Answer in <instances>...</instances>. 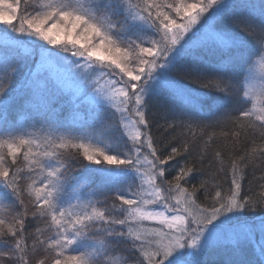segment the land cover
<instances>
[{
    "label": "trees",
    "instance_id": "1",
    "mask_svg": "<svg viewBox=\"0 0 264 264\" xmlns=\"http://www.w3.org/2000/svg\"><path fill=\"white\" fill-rule=\"evenodd\" d=\"M8 1L17 3L27 22L31 19L28 14L46 19L65 15L77 21L80 31L92 27L99 39L109 42L108 50L147 47L148 41L159 44L158 33L166 26L164 17L160 12L156 14L147 0ZM167 1L160 7L173 9L174 4ZM216 4L221 6L220 11L208 27L229 41L194 43L187 38L172 49V58L161 65L178 86L191 94L183 95L160 83L157 91L148 92L142 99L144 130L160 170L154 182L163 189L182 188L202 208L217 207L235 191L244 217L259 218L264 215V124L248 113L240 86L246 69L263 51L264 0H215L212 6ZM205 25L198 22L197 32ZM16 29L0 26V34L8 38L0 40V136H7L9 129L19 131L26 117L31 116L33 125L24 128L31 127L42 137L49 136L48 127L62 131L61 135L72 134L71 140L97 135L96 146L106 148L113 158L125 156L122 148H128L127 154L133 155L134 145L124 143L120 123L107 113L108 109L99 110L94 119L97 114L91 116V110L77 106L82 114L66 119L64 116L72 110L67 91L54 82L45 67L38 68L43 50L47 54L57 52L62 61L71 65L81 64L82 59H73L70 49L60 51L67 45L31 42ZM89 63L97 67L95 62ZM28 79L31 83L26 85ZM0 140L5 141L4 137ZM71 140L57 139L53 141L56 146L52 145L62 194L90 192L105 218L92 224L89 235L98 233L110 254H120L121 264H141L143 258L128 218L132 210L126 200L130 190L136 188V176H110L107 172L114 163L108 165L103 160L98 165L103 171L104 167L109 170L97 173L92 161ZM65 142L68 144L62 145ZM0 157V169H8L4 177L0 174V264H36V260L49 264L56 253L51 241L54 220L29 189L27 156L23 150L11 156L0 143ZM196 264L262 262L252 244L245 242L241 246L210 244Z\"/></svg>",
    "mask_w": 264,
    "mask_h": 264
},
{
    "label": "rangeland",
    "instance_id": "2",
    "mask_svg": "<svg viewBox=\"0 0 264 264\" xmlns=\"http://www.w3.org/2000/svg\"><path fill=\"white\" fill-rule=\"evenodd\" d=\"M163 1L147 0L148 6L164 17L166 26L162 27L161 33L158 31L159 44L148 41L145 43L147 47L108 50L109 42L99 39L92 27L80 31L77 21H70L65 15L59 19L56 15L46 19L28 14L31 19L27 22L16 2L0 0V26L18 28L16 31L31 42L67 45L60 51L70 49L73 59H82L81 64L71 65L62 61L57 52L47 54L43 50L45 54L38 65L39 69L45 67L54 82L67 91L69 108L73 111L70 110L64 117L68 119L81 115L77 106L84 107L87 112L91 110V116L97 114L94 119L98 118L99 110L108 109L107 113L120 123L124 143L130 141L135 147L133 155L127 154L130 152L128 148H122L125 156L116 159L108 155L106 148L96 146L97 135L71 140L72 134L66 132L61 135L62 131L48 127L49 136L42 137L35 134L31 127L24 128L33 125L31 116L26 117L27 122L21 125L19 131L9 129L7 136H2L5 141L0 140V143L7 147L11 156L24 151L28 161L29 189L54 220V238L51 237V241L56 253L49 264L122 263L120 254L112 255L106 250L98 233L89 235L92 224L105 218L102 210L91 200L90 192L76 190L62 194L57 161L52 151V145L56 146L53 141L57 139L71 140V144L79 146L83 156L92 161L99 174L109 170V167H104L103 171L98 165L103 160L108 165L114 163V168L107 172L110 176L120 173L136 176V188L130 190L126 200L127 207L132 210L128 218L143 258L141 264H196L201 252L210 244L241 246L245 242L252 244L264 264V215L246 219L235 191L224 197L217 207L202 208L182 188L170 186L163 189L154 182L160 170L151 155L144 130L143 97L150 91H157L160 83L180 90L183 95L191 94V91L178 86L168 76L166 68L161 66L172 58V49L183 44L187 38H192L194 43L229 41L222 33L208 27L211 18L221 8L218 4L212 6L215 0H168L169 5L174 4L171 10L160 7ZM171 13L176 17L170 16ZM62 17L68 20V24L65 19L61 20ZM202 21L206 25L197 32L196 26ZM0 40L8 38L0 34ZM166 57L168 59L163 61ZM89 62H95L97 67ZM34 74L35 71L30 77ZM30 83L28 79L26 85ZM240 92L248 113L264 124V47L246 69ZM24 109L27 112V108ZM120 164L123 166L119 167ZM0 170L2 177L8 172L4 167ZM16 177L17 174L9 180ZM34 262L40 264V260Z\"/></svg>",
    "mask_w": 264,
    "mask_h": 264
}]
</instances>
